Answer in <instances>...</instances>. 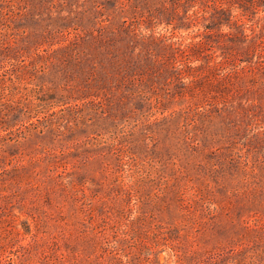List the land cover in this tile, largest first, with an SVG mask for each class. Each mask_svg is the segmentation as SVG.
Here are the masks:
<instances>
[{"label":"rangeland","instance_id":"obj_1","mask_svg":"<svg viewBox=\"0 0 264 264\" xmlns=\"http://www.w3.org/2000/svg\"><path fill=\"white\" fill-rule=\"evenodd\" d=\"M0 264H264V0H0Z\"/></svg>","mask_w":264,"mask_h":264}]
</instances>
